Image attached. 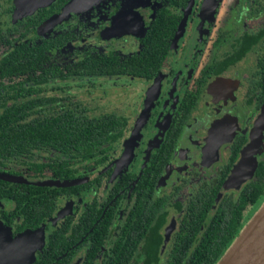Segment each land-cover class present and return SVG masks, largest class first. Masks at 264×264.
<instances>
[{"label":"flooded vegetation","instance_id":"af4514ba","mask_svg":"<svg viewBox=\"0 0 264 264\" xmlns=\"http://www.w3.org/2000/svg\"><path fill=\"white\" fill-rule=\"evenodd\" d=\"M56 1L59 2L53 4ZM67 1L69 0H52L45 6H37L21 19H17L14 25L6 27L7 34L0 31L1 38L11 39L13 43L20 40L39 42L47 38L58 39L59 34H63L62 39L65 36L63 42L47 52V62L63 67L66 64H74L80 58L82 60L81 56L84 53L106 56L114 53L117 59L136 53L139 50V37L153 17L154 11L159 7L177 14L178 18L168 37L164 54L152 66L147 64V69L151 68L149 73H88L61 78L51 77L43 82L31 84L30 88L33 92L27 97L52 98L49 104L40 107V112L57 113L77 104L75 112L79 108L78 112H82L85 117L113 116L114 121L109 124L111 137L100 141L92 154L73 159L62 157V169L58 167L59 154L47 153L44 149L33 150L30 158L25 156L0 158V176H17L23 180L14 181L1 177L0 179L31 184H34L33 181H50L49 184H34L47 186H61L54 184L53 181H76L72 184H62L63 186L81 183V191L58 194L50 213H41L43 218L39 221L42 222L34 230L42 228L44 236L40 247L34 250L35 254L45 242L49 230L59 221H76L81 215V221L92 222L71 247L79 245L97 221H106L105 234L91 264H104V258L110 253L114 241L120 238L121 233L133 221H148L147 227L153 226L155 221H161L157 228L160 242L156 255L163 258L168 254L167 244L173 232L179 229L181 221H202L195 232V235L198 234L203 222L213 221V214L218 204L227 209L230 202L244 196L245 182L252 178L257 164L264 160L263 129L260 142L252 155L254 163L249 177L241 180L236 186L223 185L232 166L239 158L240 149L248 141V132L264 98L263 94L259 102L255 103L256 91L253 92L251 82L252 76L255 77L253 71L256 58L264 55V43H262L264 33L250 44L241 56L229 60L231 62H227L225 66L224 60L237 48L236 40H239L241 35L260 33L264 25L262 10L256 9L255 0H240L241 10L234 18L240 15L244 19L256 22L255 25L247 27L239 23L229 36V33L225 34L226 29L217 31L214 37L215 43L210 45L209 56L199 62V56L207 43L211 25L210 16L217 0L208 2L204 16L202 9L199 14L196 13L198 24L204 17L203 25L190 27L187 37L185 36L187 39L183 42L185 44L183 53L177 58H173L172 55L178 43H181L180 40L185 38L186 23L193 18L191 12L194 0H191L176 35L177 24L187 0L181 8L166 4L163 0H96L95 4H89L90 10L84 15L81 13L72 15L75 22L82 29L90 25L98 28L102 26L95 37L98 40L129 36L134 39L136 47L129 53L119 54L116 49L101 51L83 44L79 48L70 49V53L78 54L76 59L58 64L50 60V52L71 40L82 39L77 30L78 25H75L76 29L73 26H61L54 34L37 40L24 36L50 14L54 15L62 11ZM40 8L49 9L38 23L25 29L26 17L33 15ZM14 13L18 14L19 10ZM193 20L196 21L195 16ZM16 24L21 26V30L18 31V38L14 40L7 35L17 30ZM0 44L6 49L9 48L1 41ZM248 54L252 55V63L242 75H230L228 69ZM216 68L220 69L214 71ZM91 77H125L137 81L141 85L137 105L132 104L125 115L114 111L86 115L84 107L79 102L66 100L64 103L65 97L58 98L39 93L42 84L56 80ZM239 86H242L240 99L236 94ZM13 90L9 89L7 92ZM138 118L140 119L137 121ZM8 160H15L19 164L9 166L6 164ZM87 160L91 161V165L88 168L84 166L81 173L75 174L73 163ZM246 165L245 163L241 165L240 174L246 170ZM60 170L71 172L72 177L63 179ZM257 202L249 206V213ZM11 209L9 201L0 200V221H20L15 215L8 217ZM241 215H246V208L241 209ZM12 228L11 223L9 229L12 231ZM144 240L145 238H142L137 242L128 264H142L141 260L137 259L138 256L147 257L146 248H143ZM84 250L85 246L79 245L69 264H79ZM65 252L66 250L56 255L51 264Z\"/></svg>","mask_w":264,"mask_h":264},{"label":"trees","instance_id":"16d2710c","mask_svg":"<svg viewBox=\"0 0 264 264\" xmlns=\"http://www.w3.org/2000/svg\"><path fill=\"white\" fill-rule=\"evenodd\" d=\"M173 7H183L186 0H163ZM56 1L53 4H57ZM256 9L262 10L264 17V0H255ZM50 8V7H49ZM49 8H40L26 17L25 29L33 27L43 18ZM178 15L166 8L159 7L139 37V50L127 57L117 59L114 53L109 55L84 53L74 64L58 67L47 62V52L63 42V34L58 39H41L39 42L29 40L13 43L11 39L0 41L9 46L0 55V158L25 156L30 158L35 149L58 153L60 169L63 158H81L92 154L95 146L111 137V115L85 117L82 112H75V106L64 108L57 113L40 112L43 105L52 101L50 97L29 96L33 92L30 85L51 77H64L81 74L149 73L147 64L152 66L161 58L167 47V40L172 32ZM264 20V18H263ZM264 30L256 35L243 34L237 42V48L226 57L224 66L233 58H238L254 43ZM157 63V62H156ZM221 68V67H220ZM220 68L214 69V71ZM252 76V89L257 104L264 94V55L256 58ZM6 80H12L8 82ZM14 89L12 92H7ZM8 100V103H7ZM38 109L36 110V108ZM39 111V112H38ZM63 179H70L71 172L59 171ZM245 194L225 209L221 204L215 208L213 221L202 223L201 231L195 235L198 224L202 221H181L168 244L165 257L156 255L160 242L157 231L161 221H155L147 227L148 221H133L128 224L120 238H117L110 253L104 258V264H128L137 242L145 238L143 248L147 257L138 256L142 264H216L221 255L232 243L236 235L250 218L248 208L251 204L264 200V160L257 164L251 179L245 182ZM81 191V183L68 186L34 185L31 183L10 182L0 179V200L11 203L8 217L15 215L20 221H0L7 228L9 236L37 228L43 217L49 214L55 205V197L61 193ZM246 208V215L241 209ZM92 221H59L52 227L39 250L34 253L30 264H51L53 258L65 251V254L53 264H69L79 245H84L83 258L79 264H91L105 234L106 221H97L92 230L82 238L79 245L71 247ZM13 224L12 231L9 224ZM146 231V233H145Z\"/></svg>","mask_w":264,"mask_h":264},{"label":"rangeland","instance_id":"374dc122","mask_svg":"<svg viewBox=\"0 0 264 264\" xmlns=\"http://www.w3.org/2000/svg\"><path fill=\"white\" fill-rule=\"evenodd\" d=\"M33 0H0V31L3 34H7L5 29L8 26L15 24L17 19L25 14L30 13L37 6H45L52 0H39L40 5H33ZM38 1V0H37ZM210 0H194L192 15L193 18L186 23L184 30V37H187V33L192 26H202L204 22V17L198 24L199 11L202 9V13L206 12L208 2ZM38 3V4H39ZM96 3V0H69L65 3L66 7L62 9L59 13L50 14L47 16L42 23L37 25L33 30L28 32L24 38L29 39H39L40 37H46L48 35L54 34L61 26H73L78 25L75 22V19L72 18V15H77L81 13L84 15L85 12L89 11V4ZM35 6V7H34ZM32 7V8H31ZM19 10L18 14L14 12ZM241 10L240 0H217L213 11L210 16V30L209 36L207 37V43L204 45L201 55L199 56V62L202 59L207 58L210 53V45L214 42V37L217 31L226 29L225 34L233 33V31L238 27L239 23H243L247 27H253L256 22L251 19H244L240 15L236 18L234 16L239 13ZM197 13V14H196ZM76 16L77 18L79 17ZM206 15V14H205ZM194 16L196 21L193 20ZM97 26H87L83 28L78 25L77 30L79 31L82 39L71 40L69 43L63 45L57 50L50 52V60L62 64L74 60L78 57V54L70 53V49L79 48L80 45H90L98 48L101 51L106 49H116L119 54L129 53L133 48L136 47L134 39L129 36H121L106 40L96 39L98 30L101 28ZM227 27V28H226ZM16 29L12 34L7 35L14 40L18 38V31L21 30V26L16 24ZM76 29V27H75ZM227 36V37H228ZM20 38L22 36H19ZM180 40L181 43H178L175 51L172 55L173 58L179 57L183 53L187 38ZM23 38V37H22ZM179 41V42H180ZM228 41V40H227ZM264 43V40L262 41ZM6 49L5 46L0 44V54ZM207 49V52H206ZM252 63V55L248 54L244 59L237 62L234 66L228 69L230 75H242L243 71L246 70L248 65ZM53 85V86H51ZM141 91V85L137 81L129 80L128 78L123 77H111V78H100V77H91V78H73L63 81H52L46 84L40 85L39 93L44 95H54L58 98H63V102L66 100H73L79 102L85 110L86 115L98 114L102 111H114L121 114H126L132 104L137 105L139 94ZM242 93V86L236 90L237 97L240 99ZM61 100V99H60ZM91 161H77L74 162L72 167H74V173H81L84 166L87 168L91 165ZM9 166H16L19 163L17 161L8 160L6 162ZM95 169V167L93 168ZM262 204L257 202L251 209L250 214L253 215L258 211ZM44 236V231L41 228L40 230L28 231L26 234H23L18 239L14 241H8L1 238L2 242L7 244L0 247V264H23V259L26 254L29 252L30 257L28 261L34 255V250L40 247L42 239Z\"/></svg>","mask_w":264,"mask_h":264},{"label":"water","instance_id":"95a60500","mask_svg":"<svg viewBox=\"0 0 264 264\" xmlns=\"http://www.w3.org/2000/svg\"><path fill=\"white\" fill-rule=\"evenodd\" d=\"M191 0H187L182 11V16L177 24L176 33L179 31L180 26L183 23L185 14L189 8ZM39 0H33V5H40ZM35 7V6H34ZM32 8V7H31ZM143 112V111H142ZM141 117V115H140ZM140 118L137 119V121ZM264 129V98L259 108V113L255 117L252 126L248 132V141L240 149L239 158L232 166L228 176L224 180L223 185L228 184L236 186L241 180L249 177L251 168L254 163L253 152L256 150V146L260 142L261 131ZM247 164L246 170L240 174L241 165ZM3 179L22 181L23 179L17 176L1 175ZM75 180L55 182L54 184H72ZM34 184H49L50 181H33ZM26 232H22L14 237H10L7 228H4L0 222V247L6 245V242H2L1 238L8 241H14L20 236L22 237ZM29 252L23 259V264H30L28 261ZM33 257V256H32ZM216 264H264V200L257 212L250 216L248 221L236 235L232 243L225 250V252L218 259Z\"/></svg>","mask_w":264,"mask_h":264}]
</instances>
